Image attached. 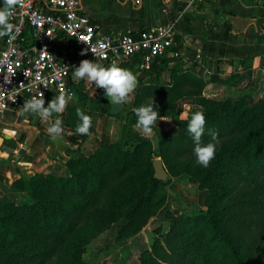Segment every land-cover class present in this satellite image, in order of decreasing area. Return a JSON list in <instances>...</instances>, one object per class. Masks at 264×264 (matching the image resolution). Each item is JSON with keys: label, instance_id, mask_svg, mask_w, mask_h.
Here are the masks:
<instances>
[{"label": "trees", "instance_id": "16d2710c", "mask_svg": "<svg viewBox=\"0 0 264 264\" xmlns=\"http://www.w3.org/2000/svg\"><path fill=\"white\" fill-rule=\"evenodd\" d=\"M166 55L140 71L137 87L125 103L129 111L121 116L105 98H92L81 82L67 78L72 97L65 111L52 117L58 115L63 125L76 129L77 108L91 117L94 111L114 116L121 121L118 138L105 139L88 154L79 147L66 149L63 172L20 177L11 185L13 198L0 194V264H84L89 232L121 217L126 223L119 236L137 233L167 197L169 177L164 181L154 177L155 158L171 174L186 173L198 182L206 191L205 208L166 215L167 230L152 238L138 264H264V97L206 96L203 76L181 66L171 82L142 81V74L159 75V61L164 66L175 60ZM138 61L135 56L119 64L134 73L139 71ZM207 81L227 84L229 79L211 74ZM54 96H47L45 107ZM153 100L159 114L175 123L167 131L153 126L156 147L149 136L133 133L137 122L133 109ZM185 104L198 106L206 118L202 143L211 141L210 130L218 133L215 158L206 168L196 163L187 131L194 112L179 117Z\"/></svg>", "mask_w": 264, "mask_h": 264}, {"label": "crops", "instance_id": "0c3cea01", "mask_svg": "<svg viewBox=\"0 0 264 264\" xmlns=\"http://www.w3.org/2000/svg\"><path fill=\"white\" fill-rule=\"evenodd\" d=\"M80 5V12L99 31L115 36L172 24L176 31L173 50L178 55L166 57L179 59L180 66L194 75L201 74L206 81L204 95L212 97L215 93L208 91L228 88L235 96L246 91L254 97H264V0H143L140 7L124 0H80ZM3 38H0V47ZM59 47L71 50L64 40ZM156 68L160 72V67ZM72 70L73 66L68 79L78 83L73 79ZM236 73L244 76H235ZM134 74L138 78V72ZM211 74L228 78L229 82H209L207 78ZM79 82L89 96H101L110 103L102 88L85 80ZM111 110L121 116L129 108L125 104H111ZM55 119L51 117L45 123L37 115L29 117L20 107L0 112L1 195L11 193L12 183L20 177L54 172L53 163L67 160L66 149L79 147L88 154L105 139L116 141L121 125L118 118L94 111L93 130L88 137L83 139L75 128L62 124V138L53 142L46 129ZM22 146L23 152L19 154Z\"/></svg>", "mask_w": 264, "mask_h": 264}, {"label": "built area", "instance_id": "2783aa9c", "mask_svg": "<svg viewBox=\"0 0 264 264\" xmlns=\"http://www.w3.org/2000/svg\"><path fill=\"white\" fill-rule=\"evenodd\" d=\"M124 1L135 7L143 3ZM80 6V0H21L16 6L10 21L13 30L0 47V112L22 108L32 96L46 99L50 93H63L70 101L67 78L83 59L120 62L137 56V68L144 71L159 55H178L172 24L115 36L99 31ZM62 40L70 51L59 47Z\"/></svg>", "mask_w": 264, "mask_h": 264}, {"label": "rangeland", "instance_id": "374dc122", "mask_svg": "<svg viewBox=\"0 0 264 264\" xmlns=\"http://www.w3.org/2000/svg\"><path fill=\"white\" fill-rule=\"evenodd\" d=\"M174 59L172 63H165L166 65L164 66L161 65L162 63L158 64L160 65L159 75L156 72L142 74V81L146 83L171 82L172 76L177 73V68L180 67V62L177 61V58ZM184 69L189 71L181 67V70L184 71ZM138 72L140 73V71ZM211 91L207 93H215V96H212L215 98H224L227 96L237 97L228 88L220 92ZM243 93H246V91L237 93V95L239 96ZM131 96L132 94H130V98ZM199 109L196 105H184L179 117L185 118L189 112L199 111ZM159 116L161 117L158 118L156 126H154L157 130L167 131L175 126L172 119L165 113H161ZM133 133L142 134L135 126L133 127ZM156 136V131H153V135L149 136L155 147ZM53 169L54 172H63L61 163H53ZM167 173L169 177L167 179V197L157 213L150 217L137 233L128 236H119L126 223L123 217L115 221H110L100 228L93 229V231L89 232L91 238L82 255L84 264H138L141 251L144 248L150 247L152 238L167 230L168 220L166 219V215H178L180 213L192 214L205 208L204 196L206 191L198 188V182H193L191 177L186 173L173 175L168 170ZM5 195L9 198L14 197L13 192H7Z\"/></svg>", "mask_w": 264, "mask_h": 264}, {"label": "clouds", "instance_id": "9594fccd", "mask_svg": "<svg viewBox=\"0 0 264 264\" xmlns=\"http://www.w3.org/2000/svg\"><path fill=\"white\" fill-rule=\"evenodd\" d=\"M21 0H3V6L0 7V38L9 35L14 25L10 22L15 8ZM94 54V51L91 50ZM83 54V53H82ZM73 79L76 82L85 80L95 84L96 88H102L110 104L120 106L129 101L138 84L136 75L129 69L121 67L117 60H113L107 66L93 62L88 59L80 61L79 66L73 65ZM66 95L61 93L54 96L45 107V99L43 96H32L23 102L22 110L25 113H30L39 116L42 121L48 123L53 114H62L67 107ZM137 122L135 127L145 136L153 135V126L159 116L158 108L154 107V100L148 105H141L133 109ZM76 115L78 123L76 133L80 135L90 134L92 125V117L77 108ZM206 118L201 111H195L187 123V131L191 135L194 142L193 153L196 158V163L208 167L210 162L215 158L216 147L219 143L218 133L210 130L211 141L202 143L201 138L205 133ZM48 135L53 142L62 138L63 127L62 120L57 115L54 123H50L46 129Z\"/></svg>", "mask_w": 264, "mask_h": 264}, {"label": "water", "instance_id": "95a60500", "mask_svg": "<svg viewBox=\"0 0 264 264\" xmlns=\"http://www.w3.org/2000/svg\"><path fill=\"white\" fill-rule=\"evenodd\" d=\"M23 147H21L19 154H21L23 152ZM153 165V169H154V177L158 180H166L168 173L167 170L162 162V160L160 158H155L152 162Z\"/></svg>", "mask_w": 264, "mask_h": 264}]
</instances>
